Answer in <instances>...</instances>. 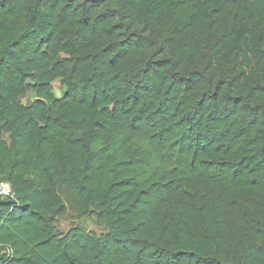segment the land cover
Segmentation results:
<instances>
[{"label": "trees", "instance_id": "16d2710c", "mask_svg": "<svg viewBox=\"0 0 264 264\" xmlns=\"http://www.w3.org/2000/svg\"><path fill=\"white\" fill-rule=\"evenodd\" d=\"M0 181V264H264V0H0Z\"/></svg>", "mask_w": 264, "mask_h": 264}, {"label": "rangeland", "instance_id": "374dc122", "mask_svg": "<svg viewBox=\"0 0 264 264\" xmlns=\"http://www.w3.org/2000/svg\"><path fill=\"white\" fill-rule=\"evenodd\" d=\"M52 88L54 95L59 98L65 87L60 79H56L52 82ZM34 98V93L29 91L25 97L21 98V101L24 104H29ZM4 139L7 140V135H4ZM54 225L56 230L63 235L74 230H81L88 234H101L105 231V226L98 223L93 216L78 217L76 212L68 205H66L64 215L57 218Z\"/></svg>", "mask_w": 264, "mask_h": 264}, {"label": "built area", "instance_id": "2783aa9c", "mask_svg": "<svg viewBox=\"0 0 264 264\" xmlns=\"http://www.w3.org/2000/svg\"><path fill=\"white\" fill-rule=\"evenodd\" d=\"M11 195L10 185L5 182L0 181V196H9Z\"/></svg>", "mask_w": 264, "mask_h": 264}]
</instances>
